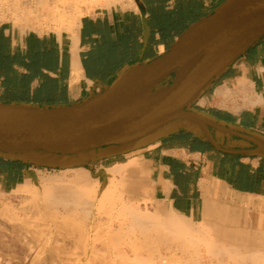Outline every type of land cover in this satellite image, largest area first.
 Returning <instances> with one entry per match:
<instances>
[{"label": "crops", "instance_id": "1", "mask_svg": "<svg viewBox=\"0 0 264 264\" xmlns=\"http://www.w3.org/2000/svg\"><path fill=\"white\" fill-rule=\"evenodd\" d=\"M231 1L103 6L80 19L75 40L64 31L25 29L9 14L0 20V105L52 109L83 103L166 54L192 25ZM74 62L80 72L71 82ZM185 110L198 115L227 152L215 149L196 123L177 118L134 142L78 154L0 152V193L22 185L34 167L77 161L107 171L134 161L122 179L128 197L202 226L220 247L264 254V153L259 151L264 148V36L216 74Z\"/></svg>", "mask_w": 264, "mask_h": 264}, {"label": "water", "instance_id": "2", "mask_svg": "<svg viewBox=\"0 0 264 264\" xmlns=\"http://www.w3.org/2000/svg\"><path fill=\"white\" fill-rule=\"evenodd\" d=\"M263 36L264 0H232L192 25L166 54L83 103L52 109L0 105V152L78 154L134 142L177 118L196 123L215 149L227 152L185 107Z\"/></svg>", "mask_w": 264, "mask_h": 264}, {"label": "bare ground", "instance_id": "3", "mask_svg": "<svg viewBox=\"0 0 264 264\" xmlns=\"http://www.w3.org/2000/svg\"><path fill=\"white\" fill-rule=\"evenodd\" d=\"M101 1L106 2V4L111 2V0H71V3L68 1V3L65 4L64 1L63 3L65 5L62 3L58 5L53 4L54 8L52 11L50 10L51 12L47 13H50L49 15H52L54 18L55 25L59 30L58 33L64 31L75 40L80 19L86 15L90 9L99 6ZM128 2L130 3L129 0ZM28 3L30 4V1ZM36 4L37 6H43V9H50L48 8L46 0H36ZM65 6L71 9L70 12H66L67 8ZM30 9V7H24L22 10L27 22L32 17ZM34 23H36L37 26L42 22L37 20ZM31 26H33L34 30L35 25ZM72 52L75 53V49H73ZM79 72L77 64L74 62L71 82L78 79ZM134 165V161H130L126 164L116 165L108 169L106 174V185L104 187L102 186L103 188L101 187L102 191L100 192L98 186L92 185L88 177L80 176L75 171L68 176H63L61 179L57 178V180H52V178L46 180V178L42 180L43 182H41L42 184L40 183V186H35L30 182H26L22 187V192L25 196H23V198L20 197L21 203H23L22 205L20 204V206H17V204H15V206L10 203H0V264H84V262H87L89 259H93L91 264H108V261H112V264H117L118 262H120L118 264H138L137 261L134 260L135 253L133 259L132 255L131 257L124 255L123 257L120 256V261L116 254L113 257L109 256V260L105 259L104 255H101V258L104 259V261H102L100 258V251H102V249L99 248L101 246H99V244L102 241L97 243L99 241L97 239L101 237L99 234L102 233L100 232L101 229H99L100 225H98V237L96 236V232H98L96 231V225L97 223L100 224V214L102 209L105 208L104 204L107 202L110 204L108 206L109 208H115L116 206L113 202L118 201L119 209L117 217L121 219L120 223L119 225H113L107 229L106 232H109L110 235H113L112 232H116L115 235H113L115 237L117 232L120 231L121 233L123 231L128 232L126 234H130L131 236L139 233L143 238H147L146 233L148 229L150 230L148 226L151 224L152 220L145 208L142 209L136 206L134 202H129L128 204L122 202V194L120 193L113 198L112 203L110 202L112 197L111 199L109 198L110 195H113L116 191L115 183L118 180L117 177L122 178V176L128 173ZM72 170L73 169H68L66 171ZM81 170L83 173L86 172L84 169ZM97 219L99 220L97 221ZM167 229L168 233L172 234L173 239L178 241L181 238L184 241L175 245L178 250L186 251L191 248L194 250L195 256H198L197 259H199L200 252L198 253V249L200 244L194 240L190 230L178 226L174 221L170 222ZM158 232L160 233V230ZM177 233L186 235L181 236ZM118 237L119 234L115 239ZM114 243L116 244V242ZM115 247H117V245H115ZM72 250L75 251L70 254ZM135 258H137V255ZM247 261L252 264L264 263L257 253L254 254L253 257H249ZM198 262L200 263L199 260Z\"/></svg>", "mask_w": 264, "mask_h": 264}, {"label": "rangeland", "instance_id": "4", "mask_svg": "<svg viewBox=\"0 0 264 264\" xmlns=\"http://www.w3.org/2000/svg\"><path fill=\"white\" fill-rule=\"evenodd\" d=\"M29 1H30V4L28 3ZM33 1H35V2H33ZM46 1H47L48 8H50V9H47L48 11L45 8L43 9L42 8L43 6H41V5L37 6L36 0H1L0 1L1 2L0 3V20H5L7 18V16L10 14L12 17H14L13 20H14L15 24H19V25L22 24L21 26L25 29L33 30V26H31V25H35L34 31L38 32L39 34H45V33H51V32L59 34L58 33L59 30L55 25L54 18L52 17V15H49L50 13H47V12H51L52 9L54 8L55 4H57V5L61 4V3L66 4V3H68V1L70 2L71 0H64L65 2L63 0L62 1L61 0H46ZM113 1L114 0H111V2H109L110 4L107 3L109 5H107L106 2L101 1L99 6L93 7L92 9L89 10V12L87 14H91L94 9L101 8L103 6L109 7L111 5L122 4L123 7L124 6L127 7L128 4L130 5L133 2V0L132 1L129 0L130 3L128 2V0L127 1L126 0H117V1L115 0L114 3H113ZM111 3H113V4H111ZM123 4H125V5H123ZM24 7H30L31 8L30 13H32L31 14L32 17H31V19H29L30 21L28 20V22L24 18L25 16L23 15V12H22ZM66 8H67V10L65 9L66 12H70L71 9H69L68 7H66ZM59 10H60V8H59ZM17 15H19V19L16 18ZM42 15H43V17H42ZM37 20H40V22H42V23L36 26V23H34V22ZM50 20H51V22H50ZM30 23H32V24H30ZM61 32H63V31H60V33ZM58 166L59 167H57V168H54V167H46V168L34 167V168H32L28 172V175H27V177H26V179L22 185L18 186L13 191H10L7 193H0V203H10L12 205L17 204V206H20V204L21 205L23 204V203H21V198H23V196H25L24 193L22 192V187L26 182H30L32 185H35V186H40L42 184L41 182H43L42 180H44L46 178H47L46 180H49L51 178H52V180L53 179L57 180V178L61 179V178H63V176H68V175H70V173L71 174L74 173V171L76 173H78V175H80V176L82 175L86 178L88 177V180L90 181V183L92 182L91 183L92 185L98 186L99 192L102 191L101 187L102 186L104 187L106 185L107 171H104L97 166H94V165L89 166L88 165L87 167H84L77 161L72 162L67 166L65 165V163L59 162ZM68 169H73V170L72 171H66ZM81 169L86 170V172L83 173V171ZM123 176H122V178L117 177L118 180L115 183L116 191L113 193V195H110L109 198L111 199V197H112L110 202L112 203L113 198L118 193H120V194H122V202H124L126 204H128L129 202H134L136 206H138L142 209L145 208V210L151 216V220H152L151 224L148 226V228H150V230L148 229V231L146 233L147 238H145V237L143 238V236L140 235L139 233H136V235H132L133 236L132 237L130 234L129 235L126 234L128 232L123 231L121 233V231H120V232H117V234H116V237L119 234V237L117 238L118 240L115 239L116 237L113 235H115L116 232H112L113 235H110V233L106 232V231H107V229H109L113 225L114 226L119 225V223H120L121 219L117 217V212L119 209V206H118L119 202L118 201L113 202L116 206L115 208H109L108 206L110 204H108L106 202L107 205L104 204L105 208L102 209V212L100 214L101 215L100 216V220H101L100 224L96 222L97 223V225H96V223H95V225L97 226L96 231H98V232H96V234L97 233L99 234V230H98L99 226L98 225H100V227H99V229H101L100 232L103 233V231H104L103 235H102V233L99 234V236H101L103 238H101V237H99L100 239L96 238L97 240H99L98 242L96 241L97 243H100L102 241L101 243L103 244V245L101 243L99 244V246L101 245L99 248L102 249V251H100V258H101V255H104L105 259L109 260V256L113 257L116 254L118 256V258L120 256L123 257V255L127 256V257L128 256L131 257V255H132V259H133V255L135 253L134 260L137 261L138 264H247V263L252 264V263L248 262L247 259L249 257H253L254 255H249V256L241 255L238 252L228 250V249H225L223 247L218 246L211 239L209 231L207 229L203 228L202 226H200L196 223H192L191 221H189L183 217H180L178 215H175L172 212L159 213V212L154 210L151 203H149L148 201L132 199V198L128 197L124 191V183L122 181ZM98 220L99 219H97V221ZM172 220L174 222H176L178 226L183 227L184 229L190 230V233L192 234V237L194 238V240L200 244V247L198 249L199 250L198 253L200 252L199 253V259H197L198 256H195L194 250H192L191 248L187 249L186 251H180V250H178L177 247H175L176 244L182 243L184 241L181 238L178 241H176L175 239H173L172 234L168 233L167 226L170 225V222H173ZM159 230H160V233L158 232ZM98 234L96 235L97 237H98ZM107 234H109V235H107ZM123 234H124V236H123ZM125 234H126V236H125ZM177 234L178 235L180 234L181 236L186 235L183 233H177ZM109 236H110V238H109ZM124 237H126V238H124ZM136 237H138V238H136ZM127 238L128 239L130 238V239L128 240ZM113 240H115V241H113ZM132 241H133V243H132ZM114 242H116V244ZM134 242H135V244H134ZM115 245H117L118 248L115 247ZM103 247H105V248H103ZM106 250H108V251H106ZM74 251L75 250H72V252L70 254H72ZM136 255H137V258H135ZM191 255H192V257H191ZM106 256H107V258H106ZM258 256L261 257L262 261H264V254H258ZM120 258H119V261H120ZM229 259H231V260H229ZM90 260L91 259H89L87 262H84V264L85 263L91 264L93 259L91 261ZM101 260L104 261L103 258H101ZM194 260L195 261L197 260V261L195 262ZM198 260L200 261V263L198 262ZM118 263H120V262H118ZM105 264H107V263H105ZM108 264H112V261L111 262L108 261ZM261 264H264V263H261Z\"/></svg>", "mask_w": 264, "mask_h": 264}, {"label": "built area", "instance_id": "5", "mask_svg": "<svg viewBox=\"0 0 264 264\" xmlns=\"http://www.w3.org/2000/svg\"><path fill=\"white\" fill-rule=\"evenodd\" d=\"M131 1H132V0H131ZM134 1H135V0H133V2H132L129 6H127V7H130L131 5H133V4H134Z\"/></svg>", "mask_w": 264, "mask_h": 264}]
</instances>
